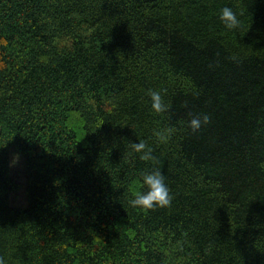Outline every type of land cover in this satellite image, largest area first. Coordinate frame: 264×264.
<instances>
[{
	"label": "trees",
	"instance_id": "trees-1",
	"mask_svg": "<svg viewBox=\"0 0 264 264\" xmlns=\"http://www.w3.org/2000/svg\"><path fill=\"white\" fill-rule=\"evenodd\" d=\"M2 145L5 264H264V0H0ZM153 167L171 206L129 207Z\"/></svg>",
	"mask_w": 264,
	"mask_h": 264
},
{
	"label": "clouds",
	"instance_id": "clouds-1",
	"mask_svg": "<svg viewBox=\"0 0 264 264\" xmlns=\"http://www.w3.org/2000/svg\"><path fill=\"white\" fill-rule=\"evenodd\" d=\"M220 22L226 30L234 31L239 27V18L230 7H223L220 16ZM233 60L236 57L232 58ZM150 108L155 114H164L169 111L170 105L165 102L162 94L158 90H149ZM210 122L207 114L194 116L189 121V127L192 133L199 132ZM172 129H163L154 132L160 143H167L172 135ZM6 145V144H5ZM5 145L0 146L3 148ZM132 149L135 153L140 154V159L145 161H155L156 157L143 141L132 143ZM15 157L13 163H15ZM142 187L133 190L131 198L128 200L129 207L139 208L144 211L154 210L156 208H168L172 204L173 196L167 183V178L159 167H153L148 171L141 173ZM0 264H5L3 257H0Z\"/></svg>",
	"mask_w": 264,
	"mask_h": 264
},
{
	"label": "rangeland",
	"instance_id": "rangeland-1",
	"mask_svg": "<svg viewBox=\"0 0 264 264\" xmlns=\"http://www.w3.org/2000/svg\"><path fill=\"white\" fill-rule=\"evenodd\" d=\"M11 153V175L18 185V189L11 195L10 202L13 207L24 208L26 206V198L23 162L15 153ZM14 157L16 158L15 163H13Z\"/></svg>",
	"mask_w": 264,
	"mask_h": 264
}]
</instances>
